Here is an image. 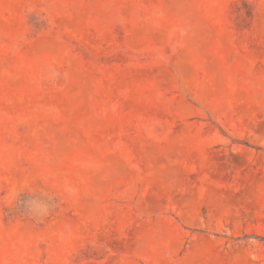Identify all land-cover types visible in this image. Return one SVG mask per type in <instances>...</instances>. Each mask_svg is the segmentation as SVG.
I'll return each mask as SVG.
<instances>
[{"label":"rangeland","instance_id":"obj_1","mask_svg":"<svg viewBox=\"0 0 264 264\" xmlns=\"http://www.w3.org/2000/svg\"><path fill=\"white\" fill-rule=\"evenodd\" d=\"M0 264H264V0H0Z\"/></svg>","mask_w":264,"mask_h":264}]
</instances>
